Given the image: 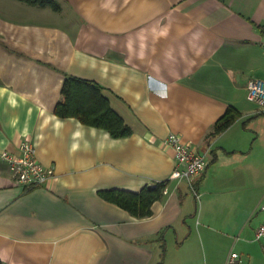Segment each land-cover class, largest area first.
<instances>
[{
    "label": "crops",
    "instance_id": "crops-1",
    "mask_svg": "<svg viewBox=\"0 0 264 264\" xmlns=\"http://www.w3.org/2000/svg\"><path fill=\"white\" fill-rule=\"evenodd\" d=\"M57 1L0 0L3 264H264V108L246 89L264 79V0ZM66 74L103 86L132 133L57 116ZM228 106L241 117L211 135ZM169 132L207 152L198 196L170 179ZM24 138L54 172L30 190L1 158ZM166 179L143 218L98 194Z\"/></svg>",
    "mask_w": 264,
    "mask_h": 264
},
{
    "label": "trees",
    "instance_id": "trees-1",
    "mask_svg": "<svg viewBox=\"0 0 264 264\" xmlns=\"http://www.w3.org/2000/svg\"><path fill=\"white\" fill-rule=\"evenodd\" d=\"M29 5L50 7L59 10L57 0H18ZM254 27L264 37V24L253 22ZM264 40V39H263ZM104 87L99 83L66 74L61 86V98L54 106V113L59 117H75L81 123L103 128L113 137H125L132 133L126 123L111 105ZM241 117V112L234 106H228L225 112L214 122L210 134L216 135L227 129ZM169 180L155 181L144 185L139 191L119 188L100 189L98 194L131 215L143 218L152 214V205L163 198ZM0 264L3 262L0 260Z\"/></svg>",
    "mask_w": 264,
    "mask_h": 264
},
{
    "label": "built area",
    "instance_id": "built-area-1",
    "mask_svg": "<svg viewBox=\"0 0 264 264\" xmlns=\"http://www.w3.org/2000/svg\"><path fill=\"white\" fill-rule=\"evenodd\" d=\"M261 47L264 50V40L261 42ZM246 89L248 100L264 108V79L260 77L249 78ZM165 142L171 147L174 158V168L170 179L177 183L187 182L189 188L198 196L195 178L208 165L207 152L196 150L175 132H169ZM17 149V152L4 150L1 153V158L9 167L13 183L30 190L43 186L53 177V169L42 164L37 158L34 142L24 138L19 142ZM255 239H264V220L255 230ZM242 261L241 254L231 250L226 257L225 264H242Z\"/></svg>",
    "mask_w": 264,
    "mask_h": 264
},
{
    "label": "rangeland",
    "instance_id": "rangeland-1",
    "mask_svg": "<svg viewBox=\"0 0 264 264\" xmlns=\"http://www.w3.org/2000/svg\"><path fill=\"white\" fill-rule=\"evenodd\" d=\"M196 239V235H192V240L194 241Z\"/></svg>",
    "mask_w": 264,
    "mask_h": 264
}]
</instances>
